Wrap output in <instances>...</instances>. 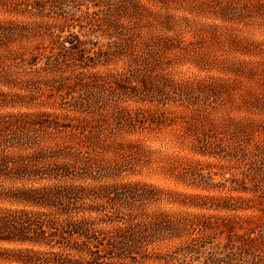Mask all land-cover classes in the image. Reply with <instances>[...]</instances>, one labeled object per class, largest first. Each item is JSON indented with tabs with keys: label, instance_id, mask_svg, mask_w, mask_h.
<instances>
[{
	"label": "rangeland",
	"instance_id": "374dc122",
	"mask_svg": "<svg viewBox=\"0 0 264 264\" xmlns=\"http://www.w3.org/2000/svg\"><path fill=\"white\" fill-rule=\"evenodd\" d=\"M0 264H264V0H0Z\"/></svg>",
	"mask_w": 264,
	"mask_h": 264
}]
</instances>
